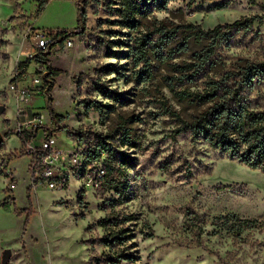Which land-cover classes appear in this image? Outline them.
I'll return each instance as SVG.
<instances>
[{
	"label": "rangeland",
	"instance_id": "obj_1",
	"mask_svg": "<svg viewBox=\"0 0 264 264\" xmlns=\"http://www.w3.org/2000/svg\"><path fill=\"white\" fill-rule=\"evenodd\" d=\"M111 1L114 9L123 3L89 0L80 11L76 0H51L43 9V0H0V264L6 250L9 264H106L122 252L136 260L120 264H264V172L191 129L209 108L194 105L208 83L264 64V0H170L133 35L106 23L119 20L110 16ZM238 22L250 30L234 29ZM63 30L74 32V46L65 40L51 49L47 60L58 75L49 79L50 69L37 71L49 49H37L35 39ZM140 38L149 62L142 79L134 73L144 64L134 70L127 56ZM97 83L124 100L104 99ZM25 91L31 96L22 103ZM250 100L264 107L254 93ZM46 131L83 162L78 177L89 167V149L101 153L91 162L106 174L101 190H83L81 178L64 190L34 186L23 142L39 144ZM100 134L134 138L132 150L115 142L131 162L122 165L117 155L111 173L106 152L94 148ZM235 216L249 229L233 232ZM109 218L120 227L102 226ZM120 230L131 232L128 239L107 247L105 238Z\"/></svg>",
	"mask_w": 264,
	"mask_h": 264
},
{
	"label": "trees",
	"instance_id": "obj_2",
	"mask_svg": "<svg viewBox=\"0 0 264 264\" xmlns=\"http://www.w3.org/2000/svg\"><path fill=\"white\" fill-rule=\"evenodd\" d=\"M50 1L51 0H43L41 9L47 6ZM88 1L89 0H78L76 5L79 10L81 8V4ZM168 1L170 0H122L123 3L118 9L111 8L116 5L111 1L109 3V8L112 13L110 16L119 14V20H107L106 23L129 30L133 35L134 32H137L144 24L145 20L149 17L152 18L151 16L155 10L163 11L166 8ZM247 23L248 22H238L233 27L239 31L244 28H246L245 30H250L251 26ZM72 33L74 32H68L52 44L45 56L46 60L42 62L48 65L51 77H56L58 72L52 68L51 63L47 60L50 56V51L56 44H62L65 40L72 36ZM75 33L77 35L78 31ZM209 34L211 33H208V35ZM215 34L217 35L215 36L216 39L224 37L219 28ZM162 37L169 38L170 34L163 32ZM139 41H141V38L136 39L135 44L129 46L130 51L127 56L132 58L131 68L134 70L141 64H144V70L134 73L142 79L143 75L148 73L149 62L146 60V55L142 50L147 42L139 45ZM157 46L158 45L155 44V48H153L155 51L158 49ZM158 58L162 60L164 58L163 54H160ZM34 59L35 58H29L26 62L20 63L19 68H23L24 70L27 69ZM108 67L110 69L111 66ZM99 71L100 69L97 70V72ZM263 81V63L258 66L244 69L242 72H228L223 76L221 81H211L206 87V93L204 95H196L195 100L193 99L196 102L194 105L197 107L202 108L209 106V108L205 113L198 115V117L195 118L194 125L191 127L193 135L197 138L201 137L211 147H214L231 158L239 160L242 164L252 169L261 170L262 172H264V107L259 105L253 106L252 100L250 99L254 93L257 101L262 99L264 100V92L258 90ZM96 89L103 95L104 99H108L113 102H118L122 99L124 100L125 98L119 91L110 89L100 83L96 84ZM51 90L52 86H50L49 92ZM186 97L189 98L187 95ZM90 107H95V105L89 106L88 108ZM54 117L55 118H53V120L55 121L59 119V116L57 115ZM39 130L40 128H36L34 130V138L37 137ZM25 133V131L21 133V138L25 137ZM124 136H122V140L120 139V143V141H116L115 135H97V143L94 148L100 147L102 151L106 152L108 155L106 165H108L111 173L115 172V163L113 160L117 155L120 156L122 165H127L131 162L130 155L126 152H120L118 148L115 147V142L131 150L137 147V142L134 138L131 136ZM24 141H26L25 138ZM23 145L27 147L26 142H23ZM92 151L93 148H90L88 151L89 155L87 162H94V157H96V159L101 157V153L91 155ZM119 169H122V166H120ZM233 218L236 221H239L241 227L242 225L245 226L250 223L247 220H240L238 216ZM226 219L229 221L232 217L226 216ZM101 224L104 227L111 226L114 229L120 227L118 220H114L113 218L103 220ZM130 233V231L125 230L116 232L111 231L110 236L105 238L104 243L108 244L107 247L115 245V243H120L122 240H127L128 236H130L128 234ZM134 259L135 258L128 253L122 252V254H116V257H107L106 264H120L124 261L133 262Z\"/></svg>",
	"mask_w": 264,
	"mask_h": 264
},
{
	"label": "built area",
	"instance_id": "obj_3",
	"mask_svg": "<svg viewBox=\"0 0 264 264\" xmlns=\"http://www.w3.org/2000/svg\"><path fill=\"white\" fill-rule=\"evenodd\" d=\"M78 0H76L77 2ZM67 31H55L52 33L43 32L39 37H36V48L40 51H47L52 44H54L61 36L67 34ZM66 45L71 48L74 46V39L69 37ZM57 44L55 45V47ZM48 65L40 63L38 72L40 74L47 73ZM49 69V68H48ZM47 78H52L49 75ZM36 83H41V79H35ZM44 80V79H43ZM52 86V82L50 83ZM49 86V88H50ZM48 88V93L49 92ZM31 94L23 92L21 96L22 103H25L30 98ZM43 117V115H42ZM45 118L43 117L44 121ZM37 139H34L31 144L27 145V154L32 157L31 173L33 176V182L35 187L44 185L51 190H64L68 187V184L72 178H81L85 181V188L83 190L99 191L102 189L103 184L106 182V174L98 163L88 162L89 167L83 171L80 177H78V167L81 166V160L76 154L67 155L65 150L59 147L58 136L54 132L46 131L43 133V138L39 144L34 143ZM92 165V166H90Z\"/></svg>",
	"mask_w": 264,
	"mask_h": 264
},
{
	"label": "flooded vegetation",
	"instance_id": "obj_4",
	"mask_svg": "<svg viewBox=\"0 0 264 264\" xmlns=\"http://www.w3.org/2000/svg\"><path fill=\"white\" fill-rule=\"evenodd\" d=\"M261 171V170H260ZM225 220H226V222H229L230 220H233V219H230L229 221L225 218ZM235 220V219H234ZM240 220H244L245 221V219H240ZM248 221V220H247ZM251 223V222H250ZM250 223H248L247 225H245V226H243L242 225V227H241V224L239 223V221H234L233 222V226H231L232 227V230H233V232H238L239 234L240 233H242V232H244L245 230H248L249 229V225H250Z\"/></svg>",
	"mask_w": 264,
	"mask_h": 264
},
{
	"label": "water",
	"instance_id": "obj_5",
	"mask_svg": "<svg viewBox=\"0 0 264 264\" xmlns=\"http://www.w3.org/2000/svg\"><path fill=\"white\" fill-rule=\"evenodd\" d=\"M4 110H5V107L3 106L0 107V112H3ZM11 257H12V252L10 250L4 251L3 256H2L3 264H9Z\"/></svg>",
	"mask_w": 264,
	"mask_h": 264
},
{
	"label": "crops",
	"instance_id": "obj_6",
	"mask_svg": "<svg viewBox=\"0 0 264 264\" xmlns=\"http://www.w3.org/2000/svg\"><path fill=\"white\" fill-rule=\"evenodd\" d=\"M3 256V255H2Z\"/></svg>",
	"mask_w": 264,
	"mask_h": 264
}]
</instances>
